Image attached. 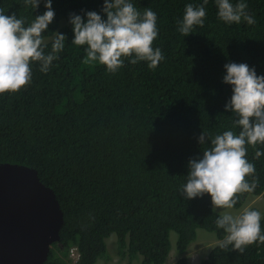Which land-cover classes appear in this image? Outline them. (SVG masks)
<instances>
[{"label":"trees","instance_id":"trees-1","mask_svg":"<svg viewBox=\"0 0 264 264\" xmlns=\"http://www.w3.org/2000/svg\"><path fill=\"white\" fill-rule=\"evenodd\" d=\"M0 164L63 213L44 264H264V0H0Z\"/></svg>","mask_w":264,"mask_h":264},{"label":"water","instance_id":"water-1","mask_svg":"<svg viewBox=\"0 0 264 264\" xmlns=\"http://www.w3.org/2000/svg\"><path fill=\"white\" fill-rule=\"evenodd\" d=\"M63 213L36 170L0 164V264H44Z\"/></svg>","mask_w":264,"mask_h":264},{"label":"rangeland","instance_id":"rangeland-1","mask_svg":"<svg viewBox=\"0 0 264 264\" xmlns=\"http://www.w3.org/2000/svg\"><path fill=\"white\" fill-rule=\"evenodd\" d=\"M251 208H254L257 211L258 216L262 217L264 215V197L248 194L244 199L243 205L238 209H235L228 205H215L212 207L215 213L224 217L231 218L234 221L238 220V217L242 213L247 212ZM234 233V228H231L228 230V233L224 239L218 240L215 234L202 229H197L195 240L187 247L185 252V257L187 258L188 263L199 264L200 261L207 258L208 254L215 246L227 243L229 241V237ZM116 240L117 237L115 234H112L108 239L105 240L107 246L106 254L110 257V261L105 262L102 260H98L96 264H127V259L120 261L117 256ZM169 242L171 251L164 264H175L178 258L176 252L177 235L173 231L169 233ZM140 261L141 257L137 256V259H135L132 264H140Z\"/></svg>","mask_w":264,"mask_h":264},{"label":"built area","instance_id":"built-area-1","mask_svg":"<svg viewBox=\"0 0 264 264\" xmlns=\"http://www.w3.org/2000/svg\"><path fill=\"white\" fill-rule=\"evenodd\" d=\"M80 255L76 247H70L68 250V259L71 264H76L79 261Z\"/></svg>","mask_w":264,"mask_h":264}]
</instances>
